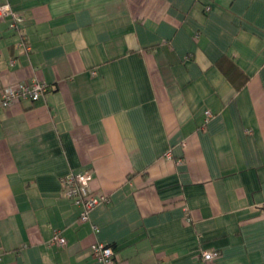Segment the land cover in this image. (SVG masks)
Returning <instances> with one entry per match:
<instances>
[{
    "label": "crops",
    "instance_id": "1",
    "mask_svg": "<svg viewBox=\"0 0 264 264\" xmlns=\"http://www.w3.org/2000/svg\"><path fill=\"white\" fill-rule=\"evenodd\" d=\"M8 1L0 86L49 89L0 106V264H264V0Z\"/></svg>",
    "mask_w": 264,
    "mask_h": 264
},
{
    "label": "built area",
    "instance_id": "2",
    "mask_svg": "<svg viewBox=\"0 0 264 264\" xmlns=\"http://www.w3.org/2000/svg\"><path fill=\"white\" fill-rule=\"evenodd\" d=\"M0 18H8L10 27L18 31H20V24L24 20V16L15 11L8 0L0 1ZM18 46L25 53H30L32 51V45L22 32H20ZM48 89V83L38 78L19 82L14 85L0 86V106L9 107L15 100L22 98L36 101L44 95ZM211 115L210 111H206V121H208ZM167 155L171 156L170 153ZM92 178L93 176L90 170L69 172L61 178L66 197L79 208V218L81 221H89L91 219L90 213L92 209L99 204L109 201V196L107 194L92 189ZM91 224L94 231L98 230L96 224ZM66 241L65 236L55 233L49 244L64 245ZM91 252L97 264H115V249L112 245L97 242L91 247ZM217 256L218 253L216 251L202 249L200 252L202 264H209Z\"/></svg>",
    "mask_w": 264,
    "mask_h": 264
}]
</instances>
